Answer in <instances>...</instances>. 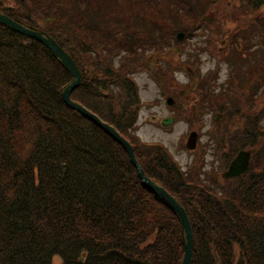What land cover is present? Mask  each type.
Returning a JSON list of instances; mask_svg holds the SVG:
<instances>
[{
  "label": "trees",
  "instance_id": "1",
  "mask_svg": "<svg viewBox=\"0 0 264 264\" xmlns=\"http://www.w3.org/2000/svg\"><path fill=\"white\" fill-rule=\"evenodd\" d=\"M220 1L0 0V13L45 32L74 60L82 78L72 100L112 125L132 145L145 175L184 208L193 233L191 264H264V63L232 70L245 71V78L253 69L252 82L260 71L261 84L250 85L247 94L232 84L228 95L212 96V108L225 112L222 121L244 118L242 128L227 133L231 151L252 139V128L260 132L245 176L225 187L219 179L224 197L208 193L211 185L185 181L158 145L132 140L129 132L138 103L130 75L155 76L165 94L160 83L170 82L181 65L173 57L206 27L209 12L220 20L240 17L229 49L248 50L256 40L264 46V0ZM146 11L159 19L149 20ZM158 50L170 59L167 68L156 61ZM117 57L122 65L113 68ZM194 63L199 71L197 57ZM71 80L43 44L0 24V264H53L55 257L59 264H181L178 216L144 186L115 140L64 104L62 91ZM210 80L195 85L210 87ZM233 135L241 139L231 142Z\"/></svg>",
  "mask_w": 264,
  "mask_h": 264
},
{
  "label": "rangeland",
  "instance_id": "2",
  "mask_svg": "<svg viewBox=\"0 0 264 264\" xmlns=\"http://www.w3.org/2000/svg\"><path fill=\"white\" fill-rule=\"evenodd\" d=\"M229 4V5H236L238 3V0H223L220 1V4ZM6 4H9V6L14 7V4L10 1L6 2ZM228 8L230 6H227ZM148 12V11H146ZM210 13V12H209ZM207 14L205 16V26H201V29H197L194 33L192 38L187 39V42L184 44V52L181 54L180 58L176 56L173 57L174 61H179L181 66L183 68L185 67H194L191 66L192 62L197 57L198 59V68L199 71L196 68H193V74L197 75V78L204 79L212 70L218 71V75L214 76V78L210 81H208V84H210L211 88H219L221 85L226 86L227 85V77L232 72V70H239L242 67L243 68H249L252 64L256 63H264V46H262V40L258 42V40L255 41V47H252L247 50L243 49H229L227 46L230 43L231 40H229V34L231 29L235 28V23L238 22L235 19H240V17H235L233 19H222L220 20L219 16H211L210 14ZM261 13L264 14V5L261 7ZM156 14V13H155ZM155 14L147 13V18L149 20H157L159 19ZM163 20L157 21L161 24ZM220 21V23H219ZM203 29V30H202ZM175 29H170L168 32L171 34ZM177 34V33H176ZM175 34V35H176ZM186 39V38H185ZM183 39L182 41H185ZM254 42H249L251 45ZM264 43V42H263ZM249 45V46H250ZM248 46V44H247ZM168 46H165L164 48L166 51L168 50ZM182 47V45H181ZM207 47L208 50L204 51L203 48ZM227 47V48H226ZM257 47V48H256ZM198 48V49H197ZM198 50V51H197ZM199 52L200 55L195 54L197 56L194 57V53ZM250 53V54H249ZM154 54V53H152ZM151 54V55H152ZM146 55V53H145ZM160 50L157 51V60L160 63V66L163 68H167L168 64L166 63L167 60H170L167 57H160ZM189 55H192L189 58ZM150 56V55H147ZM192 59V60H191ZM145 60L146 56H145ZM189 60V61H188ZM115 63L113 64V68H119L122 64L119 62L121 61V57L115 58ZM256 62V63H255ZM249 65V66H248ZM166 66V67H165ZM160 70V69H159ZM132 80L135 81L136 89L138 90L137 98L138 103L135 108V122H134V130L132 128L129 129V132L133 134L132 140L144 142L146 144H157L158 146H161L164 148L162 152H164L167 156V158L173 162L176 163L179 168H181V172L186 173L185 178L181 176L185 180H189L190 177L188 176V169L187 166L190 161V150L185 147V140L187 138V135L185 136L186 132H188L191 129H194V124L196 123V116H198L196 113L198 112L200 101L197 99V107H192L190 105V102L184 103L185 106L179 110V115L175 117L174 122L171 124V126L163 128L160 123L158 122L159 118H165L172 114V112L177 111L176 107H169L166 106L165 100L160 98V92L163 91L161 89V85H159V80L156 79L155 76L149 75L148 73L144 72L143 70L141 72L134 73L130 75ZM169 79H172V83H166L161 82L160 84H163L164 93L163 95H172L174 94V91H172V87L169 85H184L188 83L189 76L187 72H176L174 71V74L171 73L169 76ZM215 81V82H214ZM214 82V83H213ZM229 83V82H228ZM178 90H176V93L183 94L180 92L181 87H177ZM198 93V92H197ZM196 94L197 97H203L201 100H207L204 98L207 94V92L199 93V95ZM113 96H118V91L113 90L112 93ZM258 99V98H257ZM118 100V99H115ZM229 98L225 97L222 99L219 104L227 103ZM126 101V95L124 89H122V102ZM121 102V101H120ZM214 107V106H213ZM210 109H212V106H209ZM244 114V113H242ZM214 113L208 115L206 117V124L204 129L206 132L208 130H217V125L215 122H213ZM245 124L243 117H234L230 118L226 116V121L224 122V128L222 125L219 127L220 130L223 128V131H229L234 130L236 128H242ZM261 126L264 127V118L261 121ZM233 132V131H232ZM218 132L214 135H217ZM260 134L259 130L256 128H252V136L253 138L249 141L245 140L243 144H239V147H242L244 150H248L250 148H256V145L258 143H252L254 141L255 137H258ZM227 138V137H226ZM205 139V138H204ZM228 139L233 142L235 139H241V137H238L236 135L229 136ZM227 141V139H226ZM230 142V143H231ZM227 143L228 150H226L229 153H233L231 158L234 156V154L237 152V150H230L229 142ZM258 156V155H257ZM229 159V158H228ZM253 160L255 159V156L253 157ZM225 167L223 164H219L216 168L220 170L221 168ZM214 182L213 180L210 181V183ZM204 185V184H203ZM219 185H214L213 188H217ZM218 190V189H216ZM219 191V190H218ZM59 258L55 257L53 259V264H58Z\"/></svg>",
  "mask_w": 264,
  "mask_h": 264
},
{
  "label": "water",
  "instance_id": "3",
  "mask_svg": "<svg viewBox=\"0 0 264 264\" xmlns=\"http://www.w3.org/2000/svg\"><path fill=\"white\" fill-rule=\"evenodd\" d=\"M0 24L10 28L11 30L19 34L30 37L43 44L51 52V54L59 60L61 65L71 75L72 81L62 91L63 102L70 109L78 112L81 116L90 120L102 131H104L108 136L115 140L127 153L130 163L136 169L137 174L144 186L150 192L158 195L169 207L173 209V211L178 216L182 233L184 234L182 239L184 255L181 264H191L193 233L192 227L184 209L168 192H166L162 187L157 185L153 180H151L145 175L144 171L136 161L132 146L125 138H123L111 125L103 122L85 107L71 100L70 95L73 90L78 87L81 79L80 70L74 60L56 43V41L52 37H50L43 31L26 28L2 13H0ZM183 37L184 34L179 33L176 36V39L177 41H181ZM171 122L172 119H168L164 120L162 124L163 126H168ZM194 146L195 134L193 133L188 139L187 148L193 149ZM250 155V151L240 150L236 154L234 159H232V161L230 162L229 167L227 171L223 174V176L226 179H232L242 175L248 168Z\"/></svg>",
  "mask_w": 264,
  "mask_h": 264
},
{
  "label": "flooded vegetation",
  "instance_id": "4",
  "mask_svg": "<svg viewBox=\"0 0 264 264\" xmlns=\"http://www.w3.org/2000/svg\"><path fill=\"white\" fill-rule=\"evenodd\" d=\"M160 59V58H159ZM178 66V65H177ZM187 68H185L183 70V72L186 71ZM244 73L241 72L240 75L242 76ZM256 81L254 82L255 84L259 85L261 84L262 80L261 78V74L260 71H258L256 74ZM199 80H193L190 81L188 79V83L184 84V85H188V84H192L191 85V94L190 95H183V94H172V95H163L160 92V98L165 100L166 102V106L169 107L171 109V107H176L177 111L172 112L171 116L173 118L172 123L175 120V117H177L179 115V110L181 111V109L185 106L184 103L190 102V105L192 107H197V99H199L200 101V105H199V109L198 112L196 113L198 116H196V123L194 124V129L189 130L185 136L189 135L190 132H194L196 133V138H195V148L193 150H190V166H189V171H190V177L192 179V181L195 184H198L200 186L201 182H204L207 185H211L214 186L219 185L220 181L219 179H221V183L223 185V182H226L224 177H223V173L224 171L227 170L228 165H229V152H227V146L224 144L225 142V138L224 137L227 134V131H223L224 128V122L223 120V116L220 117L217 114H225V112H223L222 110L218 109L216 111H213L212 109L209 108V106L211 105V100H212V96L211 95H206L204 98L207 100V102L205 100H201L203 99V97H197L195 93H197V86L195 85L196 82H198ZM173 81H170L169 83H172ZM170 87H172V91L176 92V90H178V88L176 87L175 83H173V85H169ZM199 95V94H198ZM168 98L172 99V104L170 105L168 103ZM172 110V109H171ZM212 112L214 113L213 115V122L214 119H218L216 120V125H217V130H208L206 132V130L204 129L205 124H206V117H208V115L212 114ZM160 120V125L161 121L163 120V117L159 119ZM158 120V121H159ZM222 125V129L220 130V126ZM216 131L218 132L217 135H214L216 133ZM205 138V139H204ZM187 139V138H186ZM221 140V141H220ZM186 143V140H185ZM161 150H164V148H161ZM166 155V154H165ZM219 164H223L225 167L221 168L220 170H218L216 167ZM223 172V173H222ZM186 174V173H185ZM217 179V180H216ZM214 181L212 183H210V181ZM219 186H217L216 189H218Z\"/></svg>",
  "mask_w": 264,
  "mask_h": 264
}]
</instances>
